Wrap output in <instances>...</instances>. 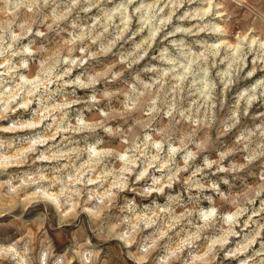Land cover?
<instances>
[{"label":"clouds","instance_id":"1","mask_svg":"<svg viewBox=\"0 0 264 264\" xmlns=\"http://www.w3.org/2000/svg\"><path fill=\"white\" fill-rule=\"evenodd\" d=\"M258 73L264 0H0V261L264 264Z\"/></svg>","mask_w":264,"mask_h":264},{"label":"rangeland","instance_id":"2","mask_svg":"<svg viewBox=\"0 0 264 264\" xmlns=\"http://www.w3.org/2000/svg\"><path fill=\"white\" fill-rule=\"evenodd\" d=\"M150 2V0H149ZM192 8L196 7V5H192L191 6ZM189 10V6L188 5H185L184 8L182 9V11H187ZM179 15V13H178ZM144 35L146 36L147 33H144ZM251 66V65H250ZM261 75H264V73H258V75L254 78H252V80H249L247 82V84H251V83H254L256 79H259ZM74 78V77H73ZM247 84H241V87H244V86H247ZM234 94V93H233ZM80 95H84L83 93H80ZM33 108H35V105H33ZM22 114V115H21ZM19 119L20 121L22 122H27L31 119V116L29 113H25L22 109L21 110H18L14 113L12 119L8 122V123H12L14 122L15 120ZM89 119H93V115H89ZM2 123V122H0ZM7 126V125H5ZM50 135V134H49ZM17 151H22V148L20 149H17ZM40 155H43V150H41V152L39 153ZM11 155H15V152L12 153ZM41 163L39 161H37L36 165L34 168H29V167H19V168H16L17 171L21 172V173H25V172H33L35 171L36 168H39L41 167ZM99 175V174H98ZM257 207H259V202L257 203L256 205ZM261 215H264V213H262ZM264 222V221H262ZM239 230V229H238ZM5 235H13V233H3V232H0V246L2 247H12L14 245V240L13 241H9V242H5ZM55 235V234H54ZM60 244H59V241H57V247H59ZM256 247H259V244L256 245ZM0 264H7L6 261H0Z\"/></svg>","mask_w":264,"mask_h":264},{"label":"bare ground","instance_id":"3","mask_svg":"<svg viewBox=\"0 0 264 264\" xmlns=\"http://www.w3.org/2000/svg\"><path fill=\"white\" fill-rule=\"evenodd\" d=\"M21 115H22V114H21ZM19 167H21V166H20L19 164H17V165H16V168H19Z\"/></svg>","mask_w":264,"mask_h":264}]
</instances>
